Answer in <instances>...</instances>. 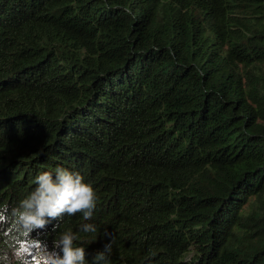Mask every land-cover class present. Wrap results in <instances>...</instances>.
Listing matches in <instances>:
<instances>
[{
  "label": "trees",
  "instance_id": "obj_1",
  "mask_svg": "<svg viewBox=\"0 0 264 264\" xmlns=\"http://www.w3.org/2000/svg\"><path fill=\"white\" fill-rule=\"evenodd\" d=\"M56 168L93 218L25 235ZM0 210V264L69 229L88 264L105 232L108 264H264V0H0Z\"/></svg>",
  "mask_w": 264,
  "mask_h": 264
},
{
  "label": "clouds",
  "instance_id": "obj_2",
  "mask_svg": "<svg viewBox=\"0 0 264 264\" xmlns=\"http://www.w3.org/2000/svg\"><path fill=\"white\" fill-rule=\"evenodd\" d=\"M36 187L22 199L14 209L15 227L23 234L34 230H42L51 221H59L63 216L82 215L84 221L93 218L99 197L84 177L65 168H56L53 172H40L34 179ZM6 220L5 213L0 210V222ZM57 225H53L55 228ZM83 233H96L97 227L91 223L80 226ZM108 242L93 257L92 264H108L112 253L111 234L105 232ZM81 238L78 233L66 230L52 241V249L45 245L36 252L33 264H88L86 250L78 246ZM19 264H25L18 250L14 253Z\"/></svg>",
  "mask_w": 264,
  "mask_h": 264
},
{
  "label": "rangeland",
  "instance_id": "obj_3",
  "mask_svg": "<svg viewBox=\"0 0 264 264\" xmlns=\"http://www.w3.org/2000/svg\"><path fill=\"white\" fill-rule=\"evenodd\" d=\"M45 247V246H44ZM44 247H42L41 248V251L44 249ZM48 249H49V247H47ZM23 250H26V249H23ZM50 250V249H49ZM21 255H24V252L23 251H20L19 252ZM26 256H27V254H25ZM28 264L30 263V262H27Z\"/></svg>",
  "mask_w": 264,
  "mask_h": 264
}]
</instances>
